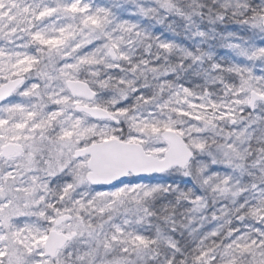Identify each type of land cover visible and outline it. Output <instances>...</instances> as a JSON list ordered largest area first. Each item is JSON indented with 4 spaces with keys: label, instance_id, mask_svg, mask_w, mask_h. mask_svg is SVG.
<instances>
[{
    "label": "snow or ice",
    "instance_id": "1",
    "mask_svg": "<svg viewBox=\"0 0 264 264\" xmlns=\"http://www.w3.org/2000/svg\"><path fill=\"white\" fill-rule=\"evenodd\" d=\"M0 264H264V0H0Z\"/></svg>",
    "mask_w": 264,
    "mask_h": 264
}]
</instances>
